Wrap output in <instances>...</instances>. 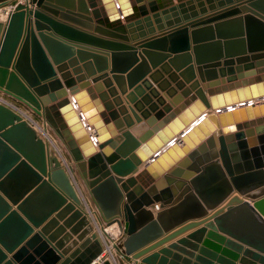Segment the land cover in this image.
I'll list each match as a JSON object with an SVG mask.
<instances>
[{
  "label": "water",
  "instance_id": "95a60500",
  "mask_svg": "<svg viewBox=\"0 0 264 264\" xmlns=\"http://www.w3.org/2000/svg\"><path fill=\"white\" fill-rule=\"evenodd\" d=\"M0 10V264H264V0Z\"/></svg>",
  "mask_w": 264,
  "mask_h": 264
},
{
  "label": "bare ground",
  "instance_id": "6f19581e",
  "mask_svg": "<svg viewBox=\"0 0 264 264\" xmlns=\"http://www.w3.org/2000/svg\"><path fill=\"white\" fill-rule=\"evenodd\" d=\"M4 12H5V10H0V18L1 19H3L4 17H5V15H4ZM0 100L1 101H3V102H7L6 101V99H4L3 98V96H2V94L0 93ZM41 125V127L43 126V124L42 123H38L37 124V126H40ZM43 128V127H42ZM45 134H47L48 136V138L50 139V134L48 133V132H46ZM51 141H52V146H54L55 148H56V150L58 151V152H60L59 151V148L57 147V145L56 144H54V141H53V139L51 138L50 139ZM85 202H86V208H87V210H88V212H89V214L90 215H93V217H95L94 215V211H95V209H94V207L92 206V204H91V202H90V200L87 198V200H85ZM97 225H98V227L100 226L98 223H97ZM106 231H107V233L114 239V240H116L118 237H119V234H117V228H116V225L115 226H111V227H109V228H106ZM119 231V230H118ZM119 233V232H118ZM107 241H108V244H107V253H111V255H114V256H117L118 257V263H119V259H120V257H119V255H117V254H115V250H114V248H113V244L107 239ZM105 256V255H104ZM106 257V256H105ZM108 263L109 264H111L110 262H109V260H108ZM98 264H101V262H99Z\"/></svg>",
  "mask_w": 264,
  "mask_h": 264
},
{
  "label": "crops",
  "instance_id": "0c3cea01",
  "mask_svg": "<svg viewBox=\"0 0 264 264\" xmlns=\"http://www.w3.org/2000/svg\"><path fill=\"white\" fill-rule=\"evenodd\" d=\"M8 9H9V8H6V11H7ZM25 115H28V114L25 113ZM50 139H51V137H50ZM54 144H55V143H54ZM103 255H104V254H103ZM108 260H109V262H110L111 264H118V257H117V256L112 255V257L109 258Z\"/></svg>",
  "mask_w": 264,
  "mask_h": 264
},
{
  "label": "built area",
  "instance_id": "2783aa9c",
  "mask_svg": "<svg viewBox=\"0 0 264 264\" xmlns=\"http://www.w3.org/2000/svg\"><path fill=\"white\" fill-rule=\"evenodd\" d=\"M0 103H4L3 101H1L0 100ZM43 127V126H42ZM41 127V125L40 126H38L37 128L39 129V130H42L43 128ZM43 131V130H42Z\"/></svg>",
  "mask_w": 264,
  "mask_h": 264
},
{
  "label": "rangeland",
  "instance_id": "374dc122",
  "mask_svg": "<svg viewBox=\"0 0 264 264\" xmlns=\"http://www.w3.org/2000/svg\"><path fill=\"white\" fill-rule=\"evenodd\" d=\"M4 15H6V11L4 12ZM116 228H117V234H119L120 233V231H118L119 229H118V227L116 226ZM119 232V233H118Z\"/></svg>",
  "mask_w": 264,
  "mask_h": 264
}]
</instances>
